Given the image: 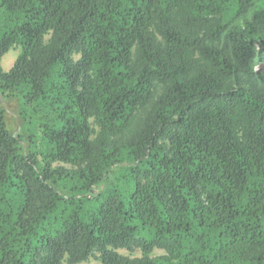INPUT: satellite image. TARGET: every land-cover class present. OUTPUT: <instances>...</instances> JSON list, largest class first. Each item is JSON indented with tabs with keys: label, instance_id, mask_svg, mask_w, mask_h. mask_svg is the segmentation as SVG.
I'll use <instances>...</instances> for the list:
<instances>
[{
	"label": "trees",
	"instance_id": "trees-1",
	"mask_svg": "<svg viewBox=\"0 0 264 264\" xmlns=\"http://www.w3.org/2000/svg\"><path fill=\"white\" fill-rule=\"evenodd\" d=\"M257 2L0 0V264H264Z\"/></svg>",
	"mask_w": 264,
	"mask_h": 264
},
{
	"label": "rangeland",
	"instance_id": "rangeland-1",
	"mask_svg": "<svg viewBox=\"0 0 264 264\" xmlns=\"http://www.w3.org/2000/svg\"><path fill=\"white\" fill-rule=\"evenodd\" d=\"M263 2H264V0H263V1L258 0V2H257V6H255V8H253V10L257 9V8L260 7V6H263ZM252 12H253V11H252ZM19 53H20V50H19L18 48H16V49H12V50H10V51H9V52L3 57L2 61H1V65H2V68H3L4 71L8 72V71L12 68V66H13L14 62L16 61V59H17ZM12 109H13V108H12ZM119 252H120L121 254L129 255V252L126 251V250H119ZM156 253H157V254H161V253H163V252L157 250ZM134 254H135L136 256H137V255L139 256V255H140V252H136V253H134ZM80 264H102V263H101L98 259H96V258L93 257V258H90L88 261L83 262V263H80Z\"/></svg>",
	"mask_w": 264,
	"mask_h": 264
}]
</instances>
